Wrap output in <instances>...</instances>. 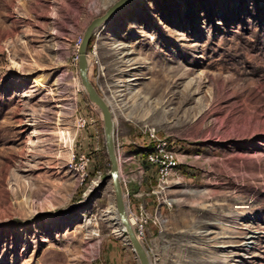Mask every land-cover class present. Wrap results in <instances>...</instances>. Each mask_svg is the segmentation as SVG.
I'll return each instance as SVG.
<instances>
[{
  "label": "rangeland",
  "instance_id": "rangeland-1",
  "mask_svg": "<svg viewBox=\"0 0 264 264\" xmlns=\"http://www.w3.org/2000/svg\"><path fill=\"white\" fill-rule=\"evenodd\" d=\"M115 1L0 0V264H140L111 214L102 115L74 62ZM88 54L151 263L264 264V0H136ZM148 126L179 159L161 194L142 165Z\"/></svg>",
  "mask_w": 264,
  "mask_h": 264
},
{
  "label": "water",
  "instance_id": "water-1",
  "mask_svg": "<svg viewBox=\"0 0 264 264\" xmlns=\"http://www.w3.org/2000/svg\"><path fill=\"white\" fill-rule=\"evenodd\" d=\"M136 0H117L100 17L95 18L86 28L82 42L78 48V74L80 83L86 92L89 101L94 104L102 115L105 146L110 163L109 174L106 181L112 188L114 205L118 215V222L124 228L125 238L131 246L140 264H152L143 244L140 242L130 223L128 207L125 202V192L120 179V165L115 142V120L114 114L108 101L97 91L89 75L90 63L88 59V48L92 36L97 29L104 26L112 18L116 17L126 7Z\"/></svg>",
  "mask_w": 264,
  "mask_h": 264
},
{
  "label": "built area",
  "instance_id": "built-area-1",
  "mask_svg": "<svg viewBox=\"0 0 264 264\" xmlns=\"http://www.w3.org/2000/svg\"><path fill=\"white\" fill-rule=\"evenodd\" d=\"M82 37L80 36L75 42V58L74 62L78 64V48L82 42ZM88 54V59H89ZM90 63V61H89ZM80 128H85L87 126V120L83 117L78 119ZM146 135L149 139L154 143V147L149 149L145 154V161L152 167L157 169V186L156 190L153 191V194H161L169 185L170 181L173 179L175 181L179 180L178 176V166L179 159L174 151L169 148V144L167 140L161 139L158 136L157 130L154 127H146ZM117 149V148H116ZM137 159V156H134ZM119 165H120V179L121 183L124 185L126 192L127 189V181L125 180L123 173L121 171V161L118 157ZM144 161V160H143ZM92 163V159L86 155H80L78 157H74L71 163V169L74 170L81 182H84L86 178H88V169ZM142 163V158H141ZM137 235V233H136ZM139 238V235H137ZM140 239V238H139Z\"/></svg>",
  "mask_w": 264,
  "mask_h": 264
},
{
  "label": "bare ground",
  "instance_id": "bare-ground-1",
  "mask_svg": "<svg viewBox=\"0 0 264 264\" xmlns=\"http://www.w3.org/2000/svg\"><path fill=\"white\" fill-rule=\"evenodd\" d=\"M125 202H126V198H125ZM111 214H113L114 215V218H115V220L117 221V224H119V222H118V215H117V213H116V208H115V206H114V208L112 209V213ZM130 223H131V225H133L134 224V221H133V219H130ZM119 226H121L120 224H119ZM122 227V226H121ZM123 228V227H122ZM123 237L125 238V231H124V228H123ZM125 240L127 241V239L125 238ZM140 240V239H139ZM141 242V241H140Z\"/></svg>",
  "mask_w": 264,
  "mask_h": 264
},
{
  "label": "crops",
  "instance_id": "crops-1",
  "mask_svg": "<svg viewBox=\"0 0 264 264\" xmlns=\"http://www.w3.org/2000/svg\"><path fill=\"white\" fill-rule=\"evenodd\" d=\"M123 144H125V142H123ZM141 156H139V160L141 161V158H140ZM130 186H131V190H132V194H133V196H137V195H140V194H142L143 193V191H142V189H137L135 192L133 191L134 190V187H133V185L130 183L129 184Z\"/></svg>",
  "mask_w": 264,
  "mask_h": 264
},
{
  "label": "trees",
  "instance_id": "trees-1",
  "mask_svg": "<svg viewBox=\"0 0 264 264\" xmlns=\"http://www.w3.org/2000/svg\"><path fill=\"white\" fill-rule=\"evenodd\" d=\"M91 164H92V163H91ZM142 165L145 166L144 168H146V170H147V169H150V167L153 168V167L150 166L145 160L143 161V164H142Z\"/></svg>",
  "mask_w": 264,
  "mask_h": 264
}]
</instances>
